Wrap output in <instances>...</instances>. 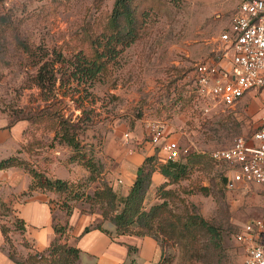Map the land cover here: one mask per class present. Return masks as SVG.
I'll return each instance as SVG.
<instances>
[{"label":"rangeland","instance_id":"374dc122","mask_svg":"<svg viewBox=\"0 0 264 264\" xmlns=\"http://www.w3.org/2000/svg\"><path fill=\"white\" fill-rule=\"evenodd\" d=\"M114 2L0 0V119L9 124L34 118L44 109H56L77 125L81 152L100 167L104 159L120 158L122 150H140L146 143L155 148L146 128L151 122L162 123L167 140L179 144L180 157L203 156L185 180L164 189L172 191L169 205L178 215L201 216L218 230L221 242L215 245L200 232L194 252L188 249L186 239H163L157 242L159 262L241 264L243 251L236 235L246 221L264 218V189L255 186L248 191L228 192L223 179L230 176L229 167L213 161L210 154L240 137L250 138L261 115L260 101L246 96L229 110L211 98L185 100L182 85L192 81L188 70L196 63L217 55L218 36L228 27L239 0H133L143 22L139 38L84 98L81 92H72L70 85L60 87L54 77L60 65L50 56L42 65L34 66L36 60L28 51L39 56L51 51L68 57L79 50L88 54L81 26L86 20L90 30L99 34ZM38 70L54 74L49 77L52 82L56 78L54 90L37 87L34 76ZM44 127L34 126L31 131L34 140L43 143V154L56 152V158L65 160L74 153L67 146L50 143L54 133L43 135L49 126ZM124 133L128 137L124 138ZM158 155L164 160L160 150ZM159 202L161 199H156ZM53 216L58 219L61 214L55 212ZM3 220L12 223L14 218L6 214ZM14 252L16 257L21 255L16 249ZM125 264H131L130 260Z\"/></svg>","mask_w":264,"mask_h":264},{"label":"trees","instance_id":"16d2710c","mask_svg":"<svg viewBox=\"0 0 264 264\" xmlns=\"http://www.w3.org/2000/svg\"><path fill=\"white\" fill-rule=\"evenodd\" d=\"M88 25L84 20L81 26L82 37L89 45L90 52L88 54L79 50L76 53H71L68 57L61 52L51 51L39 56L36 52L28 51L29 55H33L34 61L36 60L35 67L42 65L44 59L49 56L53 59L52 61L60 65L59 69L55 71V76L54 74L49 76L47 72L41 70L36 72L34 82L42 91H47L49 88L54 90L56 78L53 82L49 78L54 76L58 78L60 87L70 85L69 89L72 92L78 93L76 91H79L81 92V98L87 97L95 82L102 77H106L109 68L117 63L120 55L138 40L143 22L137 15L133 0H115L111 13L99 34L93 33ZM192 70L193 68L188 71L192 72ZM185 78L186 74L182 81ZM182 85L185 95H187L184 98L185 100L192 102L199 97L193 85V80L187 83L184 82ZM20 121L28 123V127L23 131V135L28 134V138L25 136L26 143L21 145L19 152H25L29 160L21 159L17 155L10 156L0 161V171L9 168H20L26 172L31 177L27 194L34 191L58 194L60 198L56 203L57 209L64 213L66 219L64 223L57 220L54 224L55 237L43 252H36L23 241L21 244L30 251L26 256L19 255L20 258L16 257L14 252L16 248L14 249L15 246H13L9 236V226L0 223L4 241L9 248V258L16 264H77L80 250L69 243L68 218L72 215L74 203L79 201L88 206V209L82 210V213L93 214L98 212L103 222L107 221L114 226L116 236L150 237L156 242L163 239L176 241L183 238L188 242V249L196 252L195 240L200 232H204L215 245L220 244L221 234L201 216L193 213L181 216L173 212L168 201L170 197L168 195H171L172 191L170 189L164 190L168 186L185 180L193 165L202 161V155H186L176 160L162 162L158 156L159 150L155 147L153 154L146 157L138 168L127 195L119 202L116 194L109 189L100 176L103 167L97 165L95 161L87 158L81 152L76 134L77 125L70 122L69 118H64L62 113L52 108V110H41L34 118ZM15 123H9L7 127H11ZM34 126L38 128L42 126L43 129L44 126H49L46 129L47 133H43V135H47L51 131L54 133L50 143L67 146L74 153L65 160L56 158L53 155H50L51 157L46 156L41 159L40 164H36L34 160L43 156L44 150H41L43 148L41 144L43 145V143H38V140H34V135L31 134ZM56 161L64 166L77 163L89 172V177L84 181L54 179L51 177L50 167ZM155 172L161 174L165 179V182L155 189L156 199H161V202L155 203L145 210V198L152 184V175ZM93 182H98V186L89 194L87 188ZM223 183L225 186L226 178L223 179ZM161 191L163 193L160 195ZM54 219L56 220L55 217ZM11 224L14 225L16 230L23 231L19 219H14ZM93 229L110 234L102 229L101 224H96ZM89 231L90 228H85L84 233ZM135 252V247L128 248L131 264L135 263V259L132 257V253ZM156 264L166 263L162 260Z\"/></svg>","mask_w":264,"mask_h":264},{"label":"crops","instance_id":"0c3cea01","mask_svg":"<svg viewBox=\"0 0 264 264\" xmlns=\"http://www.w3.org/2000/svg\"><path fill=\"white\" fill-rule=\"evenodd\" d=\"M27 127L26 121H18L11 127H7V124L0 119V161L14 155L29 160L25 152H19L21 145L26 143L23 131ZM146 135L148 136L147 132ZM139 148L140 150L135 149L130 152L122 150L121 157L116 158L115 161L104 159L101 162L103 168L100 176L109 189L116 194L119 202L127 195L136 172L144 159L153 154L154 148H151L148 143ZM105 149L109 151V148L106 147ZM107 151H105L106 154ZM50 155L44 154L34 162L40 164L43 157L56 156V152ZM61 160L64 159L61 158ZM161 161L165 162V160ZM50 172L52 178L61 180L84 181L89 177V172L77 163L64 166L56 161L51 165ZM164 182V177L158 172L152 175V184L145 198L146 210L156 203L155 189ZM30 183L31 177L20 168L0 171V216L2 215L0 223L10 226L9 236L13 245L17 252L24 256L30 250L21 244L23 241L36 252H43L55 237L54 224L57 220L64 223L66 219L64 213L57 209L56 203L60 198L59 195L39 191L27 194ZM97 186L98 182L91 183L87 188V193L91 194ZM87 209L88 206L85 203L75 202L72 215L68 218L69 243L80 250L77 264H125L127 259L129 260V247L136 248L135 257L132 254L135 264H156L160 260V250L154 239L150 237L116 236L114 226L107 221L103 222L98 212L93 214L82 213V210ZM55 212L61 214L56 220L53 216ZM6 214H11L14 219H19L23 231L16 230L11 222L4 221L3 218ZM96 224H101L102 229L110 234L93 229ZM85 228H90V231L84 233ZM0 264H16L9 258V248L4 241L1 229Z\"/></svg>","mask_w":264,"mask_h":264},{"label":"built area","instance_id":"2783aa9c","mask_svg":"<svg viewBox=\"0 0 264 264\" xmlns=\"http://www.w3.org/2000/svg\"><path fill=\"white\" fill-rule=\"evenodd\" d=\"M217 41V55L193 66L191 76L198 96L211 98L229 110L246 96L258 98L261 115L250 138L240 137L229 147L214 150L210 157L228 165V192L248 191L255 186L264 189V0H240ZM164 127L159 122L149 123L148 137L165 155V161L176 160L181 155L179 144L165 139ZM236 241L243 251L241 264H264V218L246 221Z\"/></svg>","mask_w":264,"mask_h":264}]
</instances>
